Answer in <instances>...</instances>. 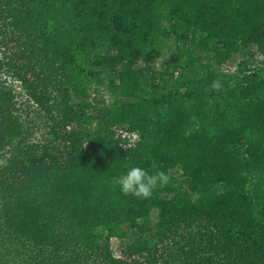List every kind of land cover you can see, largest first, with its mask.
Segmentation results:
<instances>
[{"label": "trees", "instance_id": "1", "mask_svg": "<svg viewBox=\"0 0 264 264\" xmlns=\"http://www.w3.org/2000/svg\"><path fill=\"white\" fill-rule=\"evenodd\" d=\"M0 264H264V0H0Z\"/></svg>", "mask_w": 264, "mask_h": 264}, {"label": "clouds", "instance_id": "2", "mask_svg": "<svg viewBox=\"0 0 264 264\" xmlns=\"http://www.w3.org/2000/svg\"><path fill=\"white\" fill-rule=\"evenodd\" d=\"M223 84L220 80H213L210 91L219 92ZM170 182V176L163 169L152 172L140 166H129L127 171L111 181L113 187L118 186L125 196L138 199H150L158 187H164Z\"/></svg>", "mask_w": 264, "mask_h": 264}, {"label": "rangeland", "instance_id": "3", "mask_svg": "<svg viewBox=\"0 0 264 264\" xmlns=\"http://www.w3.org/2000/svg\"><path fill=\"white\" fill-rule=\"evenodd\" d=\"M14 85L16 88H19V86L14 82ZM112 243L114 247L118 250L119 246L121 245L120 241L118 239H112Z\"/></svg>", "mask_w": 264, "mask_h": 264}]
</instances>
